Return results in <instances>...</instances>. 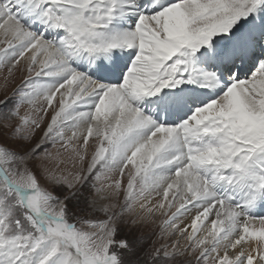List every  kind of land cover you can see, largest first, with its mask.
Segmentation results:
<instances>
[{
  "label": "snow or ice",
  "instance_id": "obj_1",
  "mask_svg": "<svg viewBox=\"0 0 264 264\" xmlns=\"http://www.w3.org/2000/svg\"><path fill=\"white\" fill-rule=\"evenodd\" d=\"M0 73V264H264V0H0Z\"/></svg>",
  "mask_w": 264,
  "mask_h": 264
},
{
  "label": "rangeland",
  "instance_id": "obj_2",
  "mask_svg": "<svg viewBox=\"0 0 264 264\" xmlns=\"http://www.w3.org/2000/svg\"><path fill=\"white\" fill-rule=\"evenodd\" d=\"M19 82H20V77L18 75L17 78H16L15 83H10L9 86H8L7 92H8L9 95L11 94L12 90L14 89V87L19 84ZM3 83H4L3 82V74L0 73V99H3L4 98V91H5V89L3 87ZM154 230H155V226H153V228H151V229H148L145 233H143V235H145V236H152V232ZM152 239L154 240V239H156V237L155 236H152Z\"/></svg>",
  "mask_w": 264,
  "mask_h": 264
}]
</instances>
